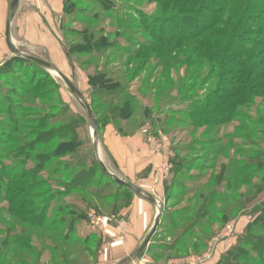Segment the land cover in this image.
<instances>
[{"label": "rangeland", "instance_id": "1", "mask_svg": "<svg viewBox=\"0 0 264 264\" xmlns=\"http://www.w3.org/2000/svg\"><path fill=\"white\" fill-rule=\"evenodd\" d=\"M199 1L202 2L201 5H196L195 2ZM204 1L70 0L68 3L70 7L73 5L74 13L68 14L64 23L66 34H62V37L65 39V51L73 50L78 45L84 46L80 33L86 31L94 34L96 39H104L108 45L113 46L112 49L92 48L86 50L90 53L74 54L71 59L68 56V66L60 68L61 73L80 91L83 102L95 110L94 117L97 124L98 121L100 122L98 124L100 125L98 132L100 161L105 165L100 141L107 127L114 126L120 135L135 134L148 128V135L168 143L176 165L180 161L183 162L181 164L183 169L180 170L177 181L181 188L177 192L181 190L195 192L193 197L187 194L184 197L173 198L168 203L164 190L160 202L163 213L161 224L148 249L133 262L203 264L205 261L210 262L219 257L217 264H220L223 256L236 246L248 226L254 223L264 201V172L253 173L246 170L247 166L258 158V154L262 153L258 151L261 150V145L255 148V144L257 141L261 143V139H264V106L260 108L257 105L255 107L246 105L245 108L243 106L238 111L239 119L234 118L230 124L219 126L200 117L202 112L199 110L205 104L208 95L217 91L223 80L228 82L227 87L223 86V91L229 94L237 90V87L230 88L229 84H233L237 79L235 74L238 69L233 65L222 66L223 62L228 63L232 60L236 64H241L243 62L241 54L244 52L264 60V48H262L264 47V0H206V3ZM204 5L210 8L209 11L203 9ZM196 11L197 14L192 13ZM179 12L188 13L184 16H190V21H184L183 16H178ZM205 15L206 17L209 15L206 21L203 19ZM150 18L162 20L163 25L166 24L164 22L166 20L180 19L182 21L179 22L180 27L185 26L189 29L194 25L202 27L203 24L214 27L211 32L199 37L197 42L182 40L179 43L176 41L166 44L165 46L174 48V52L167 54V57L161 60L163 64L155 62L156 57H154L143 70L138 68L136 63L133 67L126 66L124 60L127 57L123 52H119V48H126L127 44L125 50L135 54L140 52L139 55L142 56L143 51H139L137 45L152 40L147 23ZM161 22L160 24L155 22L153 26L160 28ZM171 27L172 24L165 25V29H172ZM175 30L179 34L182 33L181 28ZM210 38L215 43L221 40L217 49L208 41ZM236 38H243V43H233ZM251 42L255 46L249 45ZM261 44L262 47L259 46ZM117 45L119 47L116 48ZM164 50L170 49L164 47ZM118 54L124 56L122 61L118 60L120 57ZM258 62H254L253 65H257ZM249 68L251 67H247ZM105 73L112 78L115 84L113 89H100V79L91 86L89 82L91 76ZM126 98H131L134 115L125 122L117 121L113 119L114 114L110 110L120 105V101L125 102ZM29 104L35 105L36 109L31 110L34 113H30ZM189 104L193 106V111L187 107ZM50 108L54 110H49ZM61 116L65 120L56 123L55 126L58 128L62 125L75 124L74 131L85 145L83 152L96 158L93 145L94 126L82 104L71 94L58 74L23 60L2 67L0 70V164L13 167L10 172L18 170L20 164L27 162L25 158L32 156L31 151L27 150L24 151V157L20 158L19 154L22 152L20 148L29 147L35 139L33 134H40L36 131L40 120L57 121ZM208 124L210 127L207 128ZM237 126L239 131L235 130ZM215 140H219L220 143L211 146V142ZM254 154L257 155L253 156ZM236 162H240V165L236 166ZM262 163L264 164V160ZM189 168L194 170L191 171ZM176 169L178 168L174 166V170ZM237 169L240 171L238 172ZM233 171L234 173L237 171L239 177L228 184ZM222 173L228 179L221 184L222 190L216 202L219 199L223 202L209 208L210 213L207 218L194 233L182 240L183 244L176 247L188 220L201 210L203 204L212 201L214 180ZM190 174L199 178L206 176L207 187L199 189L198 184L201 183L199 179L196 182H189L187 179L190 178ZM99 176L101 177L100 174ZM47 178L48 176H44L41 179ZM256 178L259 180L257 181ZM101 185L103 189L100 191L95 187L88 190L86 192L88 196L86 193L73 191L64 199H59L62 201L56 200L55 197L59 192H65L63 189H54L52 194L47 195L48 188H44L42 192L47 195L46 200L55 199L50 205L47 221L55 223L56 226L54 232L43 230L36 232L39 235L33 237L31 254L19 249L23 243L13 238L17 234L11 233L10 226L13 219L6 210H3L5 205L0 204V264H9L10 261L13 264H20L18 258L22 257H26L27 264H113L115 260L111 254L108 255L107 261L102 256L113 248L114 242L127 237L130 230L129 223L126 221L127 216L124 217L122 214L133 205V201L130 207L123 208L116 216L114 202L118 196H123L124 191L119 189V185L112 182L109 184L105 179L101 181ZM93 193L98 200L92 195ZM200 195H203V199L199 197ZM246 198L254 200L246 203ZM67 208L74 209L78 214L84 213L88 218L87 223L79 222L74 225L73 233L69 236L72 242L68 245L64 239L71 229V220L75 221L77 218L68 217V212H65ZM156 208L151 210L149 228L157 215L158 208ZM219 208L227 211H217ZM187 209L189 213L185 217L181 213ZM53 210L57 213L53 214ZM97 218L103 220L100 226L95 223ZM51 235L55 237L56 242L49 239ZM81 240L92 243L89 247L78 245ZM141 245L142 242L136 245L133 252ZM50 251H53L52 255ZM120 252L118 251L117 254ZM128 253H122L121 256H126ZM122 261L123 259L116 264Z\"/></svg>", "mask_w": 264, "mask_h": 264}, {"label": "trees", "instance_id": "2", "mask_svg": "<svg viewBox=\"0 0 264 264\" xmlns=\"http://www.w3.org/2000/svg\"><path fill=\"white\" fill-rule=\"evenodd\" d=\"M69 2L70 0H65L64 2V18L62 20L63 28H64L66 16L68 14L74 13L73 5L71 7L68 6ZM195 3H197L196 5H201L202 2L199 1ZM204 3H206V0L204 1ZM202 7L203 9H207V10L210 9L208 8V6L205 5ZM197 11L192 13L197 14ZM179 13L180 15L178 16H183L184 21L187 22L190 21L189 19L190 16H184L185 14L188 13L186 12H179ZM207 17L205 15L203 19L206 21ZM177 20L178 21H175L174 19H170L169 21L167 20L164 21L166 22L165 25L172 24L171 27L172 29H167V28L165 29V25H163V23L161 22L162 20L160 21L158 19L150 18L147 21V23L149 25L148 33L152 39L151 42L144 41L143 44L137 45L139 51H143L142 56L139 55L140 52H136V54L138 53L136 55L135 52L125 50L127 49V44L125 46L126 48L120 47L119 52H123L124 55H126L125 57H127L124 60V64L126 66L133 67L134 63H136L138 65V68H141V70H143L145 65L149 63L150 59L154 57H156L154 58L155 62L163 64L164 62H161V60L166 58L167 54L170 55L171 53L174 52V48L172 47L169 48L165 46L166 44H170L171 42H176V41L179 43L182 40L185 42H193V41L197 42L199 37L206 35L208 32H211L214 27L208 24L204 26L203 24L202 27H200V25H194V27L189 29L186 28L185 26L180 27L179 22L182 21L180 19ZM155 22H158L159 24L161 22V27L160 28L159 26L154 27L153 24ZM175 28L177 29L181 28L182 33L179 34L177 30H175ZM168 31H171V33H169ZM94 36H95L94 34L90 32L87 33V31L84 33H80V37H82L83 42L85 44L84 46L78 45L73 50H67V54L69 58L71 59L74 54L83 55L84 53L86 54L90 53L89 51L86 52V50L89 49L92 50V48L93 49L97 48L98 50L102 47H107L110 49L113 48V46L108 45L104 39H100V38L96 39ZM119 38H121L120 35ZM242 39L243 38H236V40H234L233 43H239V44L243 43ZM208 41L213 43L215 45L214 47L217 49L219 41L221 40H218L215 43L214 40L210 38ZM249 45L255 46L253 42H251ZM163 46L166 49H170V50H164ZM259 46L262 47L263 44ZM117 47L119 46L117 45L116 48ZM231 47L233 48V46ZM121 55L118 54V56H120L118 57V60L122 61L124 56ZM241 55L243 57V62H241V64H236L235 61L232 60H230L228 63L226 62L222 63V66H225L226 64L233 65L235 69H238V71L235 74V77L237 76V79L233 82V84H229L230 88L237 87V90H234L232 93L229 94L223 91L222 90L223 86L227 87L226 85H228L227 84L228 82H224L223 80L218 86L217 91L210 93L208 95V98L206 99L205 104L199 109L200 112H202L200 117H203V119L205 120L211 121L212 124L216 126L228 125L234 121L233 120L234 118L239 119L238 111L243 106L244 108L246 105L248 106L250 105L252 107H255L257 105L258 108L264 106V60H261L258 56L257 57L254 56V54L249 55L247 52H244V54ZM17 60L19 61L23 60L28 64H35L21 57H16L8 61L4 66L10 65L11 63ZM137 61L139 62L137 63ZM256 61L258 62L257 65L256 64L253 65V63ZM247 67H251V68L247 69ZM99 79L101 80L100 89L103 90L113 89L115 84L112 78H110L107 73L100 74L94 77L91 76L89 78V82L91 86H94L96 83H98L97 81ZM187 107L191 108L190 110L193 109V106L191 104L187 105ZM34 109H36L35 105L31 104L29 106L30 113H34L31 111ZM49 110H54V109L50 108ZM92 111L93 113H95V110L92 109ZM110 111L114 114L113 119L117 121L121 120L125 122L131 119L134 115V110L131 104V98H126L125 102L120 101V105L112 108ZM63 115L64 114H62V116ZM62 116L57 121L46 122V120H40L36 130L39 131L40 134H35V135L33 134V137L35 139L34 142L30 144L29 147L24 149L20 148L22 151L19 154L20 158L24 157L23 156L24 151L27 150L31 151L32 156L26 157L25 159H27V162L20 164V168L18 170L10 172V170L13 169V167L10 168V166H5L4 164L2 166L0 164V204L5 205V208H3V210H6L8 215H10V217L13 219V223L10 226L11 233H17L16 235H14L13 238H15V240H18L19 242L22 241L23 246L19 247V249H24L25 253L27 254H31L33 252L31 244L33 237L39 235V233L36 234L38 230H43L45 232H51V231L54 232V228L56 224L47 221V216H48L47 214L49 212L50 205L52 204L53 200L64 199L65 196H67L69 193L73 191L85 194L88 190L90 191V189H92L93 187L97 188L98 191H100L101 189H103V185H101V181L103 179L109 182V184L111 182L117 184L114 179H111L110 177L104 174L100 162L97 161L94 155H88L86 152H83L82 149H84L85 145L81 142V139H79L78 134L75 133L74 131L75 124H70L67 126L62 125L59 126L58 128L57 126H55L56 123L65 120V118H63ZM98 124H100L99 121ZM208 127H210L209 124L207 125V128ZM99 128L100 125H98V132H99ZM235 128L236 127H234V129ZM235 130L239 131V126H237V129ZM211 143H212L211 146L218 145L220 141L215 140L214 142ZM260 145H261V150L258 151L262 153L258 154L259 155L258 158L256 160H253L247 166V169L245 168L246 170L253 173L264 172V164L262 163V161L264 160V154H263L264 139H261V143L257 141L255 144V148H257ZM256 155L257 154H254L253 156ZM32 163L34 164V166H29V164ZM170 163L173 166L171 170V177L169 180H166L164 183L166 201L169 203L173 200V198L175 199L179 197H184L187 196V194L190 195L191 197L195 196L194 191L186 192L181 190V192H177L179 191V188H181L180 186H178L177 181L179 179L178 177H180V170L183 169V166L181 165L183 164V162L180 161L176 165V161L174 159H171ZM239 163L240 162H236V166H239L240 165ZM174 166L177 167L178 169L174 170ZM190 170L192 171L194 169L192 168ZM228 172L229 170L227 169V173ZM236 173H234L233 171L232 173L233 176L231 175L229 179L223 173L218 178L217 177L215 178L214 180L215 183L213 186L215 187V189H213L211 192L212 201H210L207 204H203L201 210L195 213V215L192 218H190V220H188L189 222L187 221L188 223L185 225L183 229V233L181 234V238H179L178 242L176 243V247H179L181 244H183L182 240L183 239L185 240L189 234L194 233L196 231V229L201 225L202 221L206 219L208 214L210 213L209 208H213L215 204L217 203L221 204L223 202L222 199H219V201L216 202V198L222 190L221 184H223V182L224 183L227 182V179H228L227 182L228 184H230L234 179H235L234 181H236L237 178L239 177V175ZM99 174L101 175V177L99 176ZM190 175H191L190 178L187 179L189 182H196L199 179L201 182L200 184H198L199 189H204L205 187H207L208 180L206 176H200L199 178L192 176V174ZM44 176H48V178L42 180L41 178ZM39 178L41 180H39ZM255 187L257 186L255 185ZM44 188L45 189L48 188L49 194L47 195L52 194V192L55 191L54 189H58V188L63 189L65 192H59L57 194V197H55V199L53 198L51 200H46L47 195H44L42 192ZM119 189H122L124 192L122 194L123 195L122 197L118 196L115 199L114 215L116 216L119 214V211L122 210L123 208L125 209L130 207L133 198L136 196V194L129 189H126L121 186H119ZM63 193L66 194L64 195ZM88 195L89 194H87V196ZM92 195L94 197H97L96 194L94 193ZM199 197L203 199V195H200ZM101 199L102 198H100V200ZM254 199L246 198L245 202L250 203ZM219 210L221 212L227 211V209L222 210V208H219L217 211ZM259 211L260 213H258V216L256 217L254 223H251L248 226L243 237H240L238 239L236 246L223 256V259L220 261V264H264V201L261 204ZM65 212H68V217L77 218L75 221L71 220V224H70L71 229L67 234L68 237L66 236V238L64 239L65 240L64 242L68 245L71 244L72 242L69 236H71L73 233V229L75 227L74 225H76L79 222L87 223L88 218L84 215V213L78 214L76 211H74V209L70 210L67 208V211L65 210ZM221 212L219 213L221 214ZM54 213H57V211L53 210V214ZM188 213L189 210L187 209L184 210L181 214H183L186 217ZM160 224H161V220H160ZM54 238L55 237L51 235L49 239L52 242H56L54 241ZM95 239L97 240V238ZM91 243L92 241L81 240V242H79L78 245L89 247ZM52 252L53 251H50L51 255ZM20 257L22 256L20 255ZM18 259L20 260V264H27L28 262L26 260V257H22L21 259L20 258ZM9 264H13L12 261H10Z\"/></svg>", "mask_w": 264, "mask_h": 264}, {"label": "crops", "instance_id": "3", "mask_svg": "<svg viewBox=\"0 0 264 264\" xmlns=\"http://www.w3.org/2000/svg\"><path fill=\"white\" fill-rule=\"evenodd\" d=\"M12 2L13 0H0V68L17 57L10 50L6 40ZM64 2L65 0H20L10 22V39L13 47L24 54L49 61L59 71L69 64L68 54L64 49L65 39L62 37V34L65 35L62 26ZM147 131L148 128L135 134L120 135L114 126H109L100 141L101 148L105 156V166L111 173L117 172L113 174L162 202L164 183L171 177L170 160L173 153L168 143L153 138ZM153 208L156 206L146 198L138 195L134 197L133 205L122 214L124 217L127 216V220H123L129 223L128 235L114 242L113 248L102 256L106 261L109 254L115 260L113 264L125 260L130 253H133L136 245L143 243L155 221L154 219L149 228ZM118 251L129 253L121 256L122 253L117 254ZM219 259L216 257L203 264H217ZM131 264L150 263L136 261Z\"/></svg>", "mask_w": 264, "mask_h": 264}, {"label": "water", "instance_id": "4", "mask_svg": "<svg viewBox=\"0 0 264 264\" xmlns=\"http://www.w3.org/2000/svg\"><path fill=\"white\" fill-rule=\"evenodd\" d=\"M20 0H13L12 4H11V16L8 20L7 23V30H6V40H7V44L10 48V50L12 51V53L17 56V57H21L27 61H30L32 63L37 64L38 66L45 68L49 71H52L56 74H58L60 76V78L64 81V83L66 84V86L70 89L71 94L78 100L79 103L82 104L90 122L92 123V125L94 126V130H93V145H94V151H95V155L97 160L100 162L102 168H103V172L105 175H107L108 177H110L111 179H114L115 182L121 186L124 187L126 189L131 190L132 192H134L136 195L138 196H142L144 198H146L149 202H151L152 204H154L157 208H158V212L154 221V224L150 230V232L148 233V235L146 236L145 240L143 241L141 247L136 250L135 252H133L130 256H128L125 260H123L120 264H130L131 262H133L135 259H137L146 249H148V247L151 244V241L153 239V237L156 235L157 230L159 228L160 225V220H161V215H162V210H161V205L162 203H160L159 201H157L156 198H154L152 195L146 193L145 191H143L142 189H140L139 187H137L136 185L125 181L123 179H121L120 177L116 176L115 174L111 173L108 168L104 165L103 162L100 161V159L98 158V143H99V135H98V124L97 121L94 117L93 111L90 107V105L86 104L83 102V97L82 94L80 93V91L74 87V85L69 81V79L63 75L54 65H52L51 63L42 60L40 58L31 56V55H27L24 54L22 52H20L19 50H17L16 48L13 47L12 43H11V39H10V22L12 20V18L14 17L17 9H18V5H19Z\"/></svg>", "mask_w": 264, "mask_h": 264}, {"label": "built area", "instance_id": "5", "mask_svg": "<svg viewBox=\"0 0 264 264\" xmlns=\"http://www.w3.org/2000/svg\"><path fill=\"white\" fill-rule=\"evenodd\" d=\"M95 223H96V225H101V224H103V220H102V218H97V222L95 221Z\"/></svg>", "mask_w": 264, "mask_h": 264}, {"label": "bare ground", "instance_id": "6", "mask_svg": "<svg viewBox=\"0 0 264 264\" xmlns=\"http://www.w3.org/2000/svg\"><path fill=\"white\" fill-rule=\"evenodd\" d=\"M56 74V73H55Z\"/></svg>", "mask_w": 264, "mask_h": 264}]
</instances>
